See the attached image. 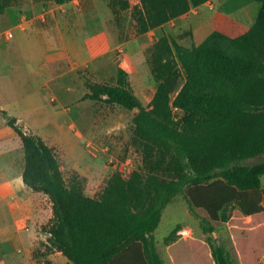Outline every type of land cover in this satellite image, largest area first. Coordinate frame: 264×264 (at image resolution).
Here are the masks:
<instances>
[{
	"label": "trees",
	"instance_id": "1",
	"mask_svg": "<svg viewBox=\"0 0 264 264\" xmlns=\"http://www.w3.org/2000/svg\"><path fill=\"white\" fill-rule=\"evenodd\" d=\"M208 1L141 0V31ZM251 1L260 4L256 21L234 38L216 28L192 47L168 35L157 40L150 61L158 86L149 106L123 67L116 83L90 87L85 98L138 110L134 134L146 153L144 168L115 172L98 197L79 179L67 181L55 149L3 111L23 143L25 184L52 203L50 250L72 264H165L154 232L167 205L185 193L205 233L227 220L239 261L210 240L177 239V225L165 238L173 264H264V0ZM5 6L0 0V13Z\"/></svg>",
	"mask_w": 264,
	"mask_h": 264
},
{
	"label": "rangeland",
	"instance_id": "2",
	"mask_svg": "<svg viewBox=\"0 0 264 264\" xmlns=\"http://www.w3.org/2000/svg\"><path fill=\"white\" fill-rule=\"evenodd\" d=\"M5 1V11L0 13V132L14 137L15 131L4 118H17L25 131L41 136L55 149L67 181L79 179L92 197L100 196L121 166L144 168L145 146L134 134L138 110L85 98L92 93L93 85L116 83L118 70L123 67L144 105L151 104L158 83L150 56L163 35L157 39L155 28L141 31V0H73L64 4L54 0ZM247 1L250 0H216L215 10L224 3L217 13L216 28L231 38L249 29L243 14L245 9L250 10ZM223 11L227 13L225 17ZM192 15H201L200 9L183 17ZM181 27L185 28V23ZM9 32L14 37L8 38ZM164 35L186 47L205 39L191 28L179 36ZM262 182L264 191V176ZM197 212L210 219L206 210ZM230 213L231 209L225 219ZM190 215L186 194L181 193L164 209L154 233L160 248H164V236L177 223L181 227L186 224L194 228L193 234L214 245H224L239 261L227 220L213 222V233H205L201 219ZM51 222L53 218L46 228ZM46 234L48 238L47 231ZM47 242L28 253L30 262L24 259L22 263L59 262L50 256ZM161 252L167 259L166 251Z\"/></svg>",
	"mask_w": 264,
	"mask_h": 264
},
{
	"label": "crops",
	"instance_id": "3",
	"mask_svg": "<svg viewBox=\"0 0 264 264\" xmlns=\"http://www.w3.org/2000/svg\"><path fill=\"white\" fill-rule=\"evenodd\" d=\"M214 2L216 0H209L205 4L193 8H199L201 15H192L189 18L177 17L159 28H155V37L158 39L165 33L179 36L184 29L191 28L196 34H203L200 39L206 38L216 29L219 20L217 13H220L219 9L224 4L215 10ZM247 2L250 10L245 9L243 14L245 25L251 27L256 21L260 4L251 0ZM202 8H205L207 12ZM226 15L227 13L223 11V16ZM183 23H185V28L182 29L181 24ZM1 118L3 117L1 116ZM4 119L7 122V118ZM16 135L8 138L0 132V264H23L24 259L26 262H30L31 257L28 253L30 254L38 247L41 248L43 241L47 242L49 237L47 238L45 228L54 216L49 197L42 192L34 191L24 182L25 152L20 137ZM262 206L264 207V199ZM190 216L193 218L192 215ZM174 228L164 236V241ZM192 230H194L193 227L182 224L179 232L181 236L178 239L193 237L207 241V238L193 234ZM46 244L49 249L48 242ZM170 244L165 242L164 248H160L156 241L157 250L165 264H173L168 252ZM161 250L166 251L167 259L164 258ZM49 251H52L50 256L59 261L54 264H72L62 252L56 249H49ZM141 264L143 263L141 262Z\"/></svg>",
	"mask_w": 264,
	"mask_h": 264
},
{
	"label": "built area",
	"instance_id": "4",
	"mask_svg": "<svg viewBox=\"0 0 264 264\" xmlns=\"http://www.w3.org/2000/svg\"><path fill=\"white\" fill-rule=\"evenodd\" d=\"M7 37L10 38V37H14V33L13 32H9L7 33ZM172 110L174 112V115H175V119L178 120L180 118V115L178 114L179 112V108L176 107V106H172ZM105 152V151H104ZM131 165V163L129 164ZM132 167L128 168L126 167V165L124 166H121L120 169H119V172L121 173H124V174H128L129 172H131V170H134L136 167H134L133 165H131Z\"/></svg>",
	"mask_w": 264,
	"mask_h": 264
}]
</instances>
